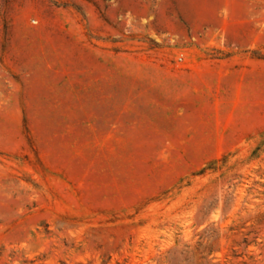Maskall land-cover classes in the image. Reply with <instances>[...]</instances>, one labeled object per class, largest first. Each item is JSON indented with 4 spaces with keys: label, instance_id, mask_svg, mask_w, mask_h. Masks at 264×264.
<instances>
[{
    "label": "rangeland",
    "instance_id": "1",
    "mask_svg": "<svg viewBox=\"0 0 264 264\" xmlns=\"http://www.w3.org/2000/svg\"><path fill=\"white\" fill-rule=\"evenodd\" d=\"M264 0H0V264H264Z\"/></svg>",
    "mask_w": 264,
    "mask_h": 264
},
{
    "label": "trees",
    "instance_id": "2",
    "mask_svg": "<svg viewBox=\"0 0 264 264\" xmlns=\"http://www.w3.org/2000/svg\"><path fill=\"white\" fill-rule=\"evenodd\" d=\"M248 143L253 145L251 152L247 158H242L239 149L231 151L221 158L210 161L196 176H205L207 174H216L222 171L227 174L236 165H241L245 162L253 161L254 159L264 155V131L248 138Z\"/></svg>",
    "mask_w": 264,
    "mask_h": 264
}]
</instances>
